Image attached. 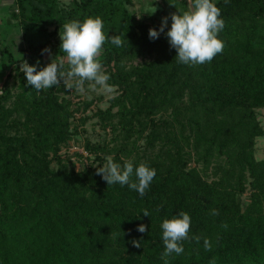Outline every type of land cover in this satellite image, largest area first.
I'll return each instance as SVG.
<instances>
[{
	"label": "trees",
	"instance_id": "16d2710c",
	"mask_svg": "<svg viewBox=\"0 0 264 264\" xmlns=\"http://www.w3.org/2000/svg\"><path fill=\"white\" fill-rule=\"evenodd\" d=\"M160 1L158 18L131 13L129 0L9 6L24 46L9 40L0 56V264H264V158L254 155L255 139L264 136L256 113L264 106V0H213L225 46L194 66L177 62L166 35L171 14L189 10L190 0ZM97 16L106 36L123 40L121 47L106 40L98 57L116 95L93 116L110 137L86 140L90 162L75 168L60 151L78 133V107L63 80L37 93L20 65L39 71L57 56L67 69L62 25ZM164 17V31L150 39ZM34 34L43 42L34 45ZM109 156L155 169L143 197L96 174ZM180 211L191 217L184 252L162 257L161 224Z\"/></svg>",
	"mask_w": 264,
	"mask_h": 264
},
{
	"label": "clouds",
	"instance_id": "9594fccd",
	"mask_svg": "<svg viewBox=\"0 0 264 264\" xmlns=\"http://www.w3.org/2000/svg\"><path fill=\"white\" fill-rule=\"evenodd\" d=\"M167 21L168 18L164 17L159 32L156 29H149V38H158L167 26ZM171 21V27L166 35L170 46L177 52L175 58L178 63L189 66L204 64L211 62L217 54L223 52L225 45L218 38V34L223 30L225 23L221 18V9L213 0H190L189 10L172 13ZM103 28V20L99 16L87 17L83 22L72 20L64 23L59 33L60 48L66 54L68 68L65 69L64 59L57 60V56L39 71L35 65L30 66L24 61L20 65V71L25 74L28 85L33 86L39 93L58 86L63 80L67 89L75 88L83 91L85 81H93L94 86L98 85L104 91L111 93L113 87L107 83L110 76L103 71L98 57L102 53L106 40L110 39L111 43L117 47L123 46V40L120 35L106 36ZM42 52L50 53V49L45 48ZM69 81H74V84ZM133 173L136 181L131 179ZM96 174L100 175L107 185L116 183L121 186L127 185L143 197L156 171L143 162L134 169L130 160L125 161L121 166L109 156L102 167H97ZM143 214L149 216L147 210L143 211ZM213 214L218 213L213 212ZM190 225L191 217L186 211H180L171 219L163 220L161 228L165 250L162 257H168L173 253L177 256L183 254L182 242L189 239ZM223 227L227 228V225ZM137 230L144 233L146 226L140 224ZM192 239L199 242L201 238L195 236ZM132 244L136 248L141 247V242L138 240H133ZM204 248L206 251H211L212 245L208 238H204Z\"/></svg>",
	"mask_w": 264,
	"mask_h": 264
},
{
	"label": "rangeland",
	"instance_id": "374dc122",
	"mask_svg": "<svg viewBox=\"0 0 264 264\" xmlns=\"http://www.w3.org/2000/svg\"><path fill=\"white\" fill-rule=\"evenodd\" d=\"M61 1L68 3L70 0ZM10 2L11 0H8L7 2L4 1L3 3L2 1L0 2V56L4 49V45H6L9 40L15 43L16 47L24 46L21 33L22 27H18V24H12L15 23L18 18L11 16V10L8 11L10 5L7 9L2 6L8 5ZM127 8L131 13H134L137 16L141 13H150L158 18V13L163 8V5L160 0H129ZM14 11L16 12V8H14ZM151 29H156L155 24L152 25ZM58 38L60 39L59 35ZM32 40L34 45H38L43 42V37L34 34ZM9 69H7L5 73ZM4 76V74L0 75V86L2 85ZM11 82L10 79V83ZM69 83L74 84V81H69ZM65 95L72 101L73 107H78L79 109L72 119L73 125H78V133L73 136L72 140H70L67 145L61 148L60 152L66 159H68L67 165L69 167L73 166L75 168H81L84 163L90 162V158L87 156L88 154L84 149L86 140L91 143L101 144L103 141H109L110 133L108 132V128L101 127L98 119L93 116V113L97 109H105L109 105L111 98L116 95V89L113 87V91L108 93L104 91L102 87L98 85L94 86L93 81H85L83 91H78L75 88L72 90L68 89V92ZM87 102H91V104L88 108H85L84 105ZM256 113L262 127L264 128V106L258 108ZM84 117H87V119L83 124H80ZM139 143L141 145L143 141H139ZM254 155L257 159L264 158V136H259L255 139ZM190 165H194V163L191 162ZM241 201L242 205H245V194L241 196Z\"/></svg>",
	"mask_w": 264,
	"mask_h": 264
},
{
	"label": "crops",
	"instance_id": "0c3cea01",
	"mask_svg": "<svg viewBox=\"0 0 264 264\" xmlns=\"http://www.w3.org/2000/svg\"><path fill=\"white\" fill-rule=\"evenodd\" d=\"M2 1V3L4 2V1H8V0H0V2ZM12 2H13V0H11V2L10 3H8V5H2V6H4V7H6V9H7V7L9 6V5H11L12 4ZM1 6V5H0Z\"/></svg>",
	"mask_w": 264,
	"mask_h": 264
}]
</instances>
